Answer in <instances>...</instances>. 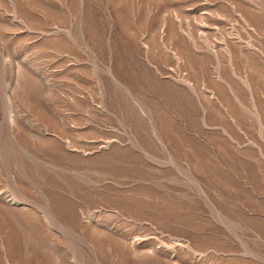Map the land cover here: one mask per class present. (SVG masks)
Returning a JSON list of instances; mask_svg holds the SVG:
<instances>
[{
    "label": "rangeland",
    "instance_id": "rangeland-1",
    "mask_svg": "<svg viewBox=\"0 0 264 264\" xmlns=\"http://www.w3.org/2000/svg\"><path fill=\"white\" fill-rule=\"evenodd\" d=\"M0 264H264V0H0Z\"/></svg>",
    "mask_w": 264,
    "mask_h": 264
}]
</instances>
